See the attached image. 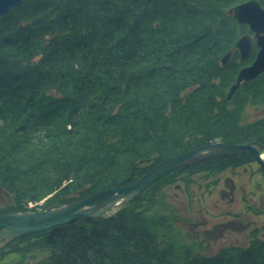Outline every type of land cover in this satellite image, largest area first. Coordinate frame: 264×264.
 <instances>
[{
  "label": "trees",
  "instance_id": "1",
  "mask_svg": "<svg viewBox=\"0 0 264 264\" xmlns=\"http://www.w3.org/2000/svg\"><path fill=\"white\" fill-rule=\"evenodd\" d=\"M227 1L23 0L0 19V187L12 196L0 211L43 197V207L83 198L133 167L137 176L216 137L250 140L251 128L230 121L250 97L264 96V83L242 82L240 104L224 97L234 72L218 60L237 35L225 8L238 0ZM193 166L169 171L142 195L158 200L161 187ZM139 197L108 217L13 237L0 256L35 252L32 264H264L255 233L246 245L208 255L181 247L170 260L168 233L157 227L163 220L135 204Z\"/></svg>",
  "mask_w": 264,
  "mask_h": 264
},
{
  "label": "flooded vegetation",
  "instance_id": "2",
  "mask_svg": "<svg viewBox=\"0 0 264 264\" xmlns=\"http://www.w3.org/2000/svg\"><path fill=\"white\" fill-rule=\"evenodd\" d=\"M256 1L264 7V0ZM235 21L237 35L233 42L239 36L247 34L251 37V46L242 60H239V50L233 51L226 64L232 72L236 69L238 72L241 67L249 65L260 49L255 31L251 30L247 23H239L236 19ZM240 62L242 65L237 64ZM255 77H259L261 84L264 83V70ZM259 135L261 136L253 134L251 136L254 139L235 143H255L256 149L262 151L264 136L260 133ZM220 140L228 142L222 138H219ZM193 163L190 175L178 179V182L173 184V187L181 191L187 207L190 208L191 214L189 209H185L181 215L184 223L200 231L217 249L241 246L240 243L245 239L250 240L253 233L257 236L264 234V192L261 189L264 187V166L255 156L250 152L241 151ZM174 197H177L176 193Z\"/></svg>",
  "mask_w": 264,
  "mask_h": 264
},
{
  "label": "water",
  "instance_id": "3",
  "mask_svg": "<svg viewBox=\"0 0 264 264\" xmlns=\"http://www.w3.org/2000/svg\"><path fill=\"white\" fill-rule=\"evenodd\" d=\"M22 1L0 0V19L11 8ZM227 12L239 23H247L250 29L255 31L256 42L260 45V49L253 61L239 70L235 82L229 88L227 94L229 98L239 86L241 80H250L264 70V7H261L256 0H246L230 7ZM250 46L251 37L249 35L243 34L239 36L233 46L220 57L221 64L226 65L233 51L236 49L240 52L239 60H242L250 50ZM240 151L252 153L258 162L264 166V159L261 157L262 153L252 143L234 144L218 141L198 145L161 160L137 177H133L134 170H132L130 175L119 181L116 186L97 191L82 199L54 204L45 210L35 212L18 210L2 212L0 213V240L49 229L79 217L99 218L109 216L146 188L151 182L168 171L199 159ZM106 195L109 196L97 203L91 204L95 199ZM119 199L121 200L118 202Z\"/></svg>",
  "mask_w": 264,
  "mask_h": 264
},
{
  "label": "rangeland",
  "instance_id": "4",
  "mask_svg": "<svg viewBox=\"0 0 264 264\" xmlns=\"http://www.w3.org/2000/svg\"><path fill=\"white\" fill-rule=\"evenodd\" d=\"M228 1H231V0H228ZM228 1L226 3H228ZM244 1H246V0H244ZM238 3H241V2H237V3L235 2L233 4L228 5L225 8L226 9V13L229 14L227 12V10L230 7H232V6H234V5L238 4ZM229 15H231V14H229ZM233 44H234V42H233ZM233 44H231L229 46V48L226 49V51H228L233 46ZM226 51H224L220 55V57ZM220 57H219L218 62L220 63L221 66H225V65H222L221 64ZM246 60L248 61L249 58L246 59ZM237 64H241V62L240 63H237ZM239 70H238V72H239ZM234 71H233L234 74L232 73V78H231L232 80L230 79V81L224 85V89H223V94H225L224 97H225L226 100H228V101L231 102V103L229 102L231 105L233 103L240 104V101L245 102V99H244L245 98V96H244L245 93L243 92V90H241V87H242L241 81H243V80L240 81L239 86L234 90V92L229 96V98L227 97L229 88H230L231 84H233L235 82L236 77L238 75L237 69L234 70ZM228 72H230V71L228 70ZM244 81H249V80H244ZM262 89H263V87H262ZM237 91H238V93H236ZM234 95H237V96H234ZM250 98L252 99V101L246 102L244 105H242V108H239V107L237 108L236 111H237L238 114H236L235 117L233 118V120L231 119L232 121H230V122L233 123V125H234L235 124L234 123L235 120H237L236 121V125L238 127H240V128L242 127V129H244V128L245 129L246 128L250 129L251 128L252 131L250 133L256 134V136L257 135L258 136H261V135H259V133L260 134H263L264 133V124H263V122H264V100H263L264 99V96L261 97V98H259V100L255 101V102L253 100V97H250ZM247 99H248V96H247L246 100ZM252 122H253V127H252ZM254 124H255V126H254ZM254 131H256L257 133L256 132L254 133ZM219 138H221V137L213 138L212 140H210L209 143H211L212 141L213 142H218L219 141ZM250 139H254V138L253 137H250ZM227 143H230V142H227ZM231 143H233V142H231ZM234 144H240V143H235L234 142ZM245 144H247V143H245ZM260 152L261 153H264V150H262V151L260 150ZM230 154H232V153H230ZM186 164H188V163H186ZM186 164H184V165H186ZM130 173L128 175H130ZM128 175H126L125 177L121 178L119 181H121L122 179L126 178ZM118 182H117V184H118ZM177 182H178V180H174V181L170 182V184L165 185V186H167L166 188H165V186H163L164 188L161 187L160 190L157 191L156 194L153 197L154 199L159 197L158 200L157 199L155 200L156 202L155 201H152V202L151 201H147L145 199L147 196H143L142 195V192L145 191V190H143L140 194L135 195V196H140L139 197L140 200H138L135 204H138V205L139 204L140 205L141 204H144L146 207L148 206V208H149V212L148 213L150 215H152V217L158 219V221H159V219H162L163 220V222L160 223L157 227L162 232H163V230H165L164 234L166 232L168 233V238H166V241L169 242L170 244H168L167 242H164V244L166 243L168 245V249L170 247L171 250L169 251L170 252V257L168 256L167 258H170V260L171 259H177L178 260L179 258L177 257V253L176 252L179 249H181V247L190 246L198 254H207V255L208 254L215 253V252H217V251H219L221 249L226 248L227 246L224 247V248H220V249H217L216 247H213L212 244L209 243L202 236V234L200 233V231H198L197 229H195L193 227L187 226L184 223L183 217L181 216L182 213H183V211L185 209L186 210L189 209V213L190 214H191V212H190V208L187 207L186 202L184 201V197H183L181 191L180 190H177L175 187H173V184H175ZM261 189L264 192V187L261 188ZM101 190H103V189H101ZM101 190H99V191H101ZM148 193H150V192H148ZM174 193H176V195H177L176 198L174 197ZM108 196L109 195H107V197ZM103 199H105V198H102L100 200H103ZM10 203H12V196L9 194L8 191H5L3 188L0 187V210L5 209L7 207V205H9ZM40 203H42V205H43V201L38 203L37 200H36V202L33 201V200H28L23 205L22 209L21 210H18V211H32V209H35L37 211H39V210L41 211L43 209H41L42 206L39 205ZM94 203H97V202H94V201L91 202V204H94ZM127 203H128V201L123 206H125ZM38 205L41 208H38ZM50 206H52V205H50ZM171 207L174 209V211H175L174 213L175 214L177 213L175 218L173 217L174 214H171ZM212 210L215 211V209H212ZM9 211H11V210H9ZM3 212H5V211L3 210ZM0 213H2V212L0 211ZM103 217H108V216H103ZM163 217H166L167 218V222L164 221V218ZM175 219H177V220H175ZM262 219H264V217H262ZM41 231H43V230H41ZM162 235H163V233H162ZM258 236L260 238H264V234H259ZM11 238H13V237H11ZM11 238H7V239L0 240V247H2L1 248V251H4V250H6L8 248V246L5 247L4 245H5L6 241H8ZM163 238L164 237H160V239H161L162 242L164 241ZM244 241H242L240 243L241 246L246 245V243L248 242V239H247V241H246V239ZM162 245H163V243H162ZM164 247H165V245L161 246V248H164ZM14 253L15 252L8 251L7 253L3 254V256H0V264H22V263L23 264H25V263L26 264H32L36 260V258H37V256H36L37 253H35V252H28L27 255H26V258L23 259V260H21L20 257L17 254H14ZM175 257H177V258H175Z\"/></svg>",
  "mask_w": 264,
  "mask_h": 264
},
{
  "label": "bare ground",
  "instance_id": "5",
  "mask_svg": "<svg viewBox=\"0 0 264 264\" xmlns=\"http://www.w3.org/2000/svg\"><path fill=\"white\" fill-rule=\"evenodd\" d=\"M13 8H14V7H13ZM11 9H12V8H11ZM11 9H10V10H11ZM10 10H9V11H10ZM3 18H4V17H3ZM175 155H176V154H175ZM173 156H174V155H173ZM170 157H171V156H170ZM218 157H219V156H218ZM261 157L264 159V153L261 154ZM208 158H210V157H208ZM203 159H206V158H203ZM199 160H202V159H199ZM196 161H198V160H196ZM192 162H195V161H192ZM183 165H184V164H183ZM181 166H182V165H181ZM179 167H180V166H179ZM150 168H151V167H150ZM150 168H148L146 171H148ZM132 170H134V172H135V167H133ZM146 171H145V172H146ZM145 172H143V173H145ZM168 172H169V171H168ZM168 172H166V173H168ZM143 173H141V174H143ZM166 173H165V174H166ZM141 174H139V175H141ZM165 174H163V175H165ZM163 175H162V176H163ZM137 176H138V175H137ZM137 176H135L134 173H133V177H137ZM162 176H161V177H162ZM161 177H159V178H161ZM159 178H158V179H159ZM156 180H157V179H156ZM156 180H154V181H156ZM177 180H178V179H177ZM154 181H153V182H154ZM151 183H152V182H151ZM151 183H150V184H151ZM150 184H149V185H150ZM149 185H148V186H149ZM115 186H116V185H115ZM111 187H112V186H111ZM166 187H167V186H165V188H166ZM163 188H164V187H163ZM143 190H144V189H143ZM143 190H141V191H140L139 193H137L136 195L140 194ZM93 193H95V192H93ZM93 193H90L89 195H91V194H93ZM89 195H87V196H89ZM48 196H49V195H48ZM87 196H85V197H87ZM106 197H107V195H106V196H103V197H100V198H97V199H102V198H106ZM135 197H136V196H135ZM135 197H133V198H135ZM45 198H46V197L41 198L40 200H37L38 203L43 201V204H44V200H45ZM83 198H84V197H83ZM79 199H82V198H78V199H75V200H72V201H76V200H79ZM97 199H95V200H97ZM95 200H94V202H95ZM120 200H121V199H119L118 202H119ZM99 201H101V200H99ZM99 201H97V202H99ZM129 201H130V200H129ZM35 202H36V201H35ZM68 202H69V201H68ZM39 205L42 206V208H41ZM39 205H38V208H41V209H43V210H45L46 208L49 207V206H47V207L44 206V207H43L42 203H40ZM121 208H122V207H120L119 209H117L116 211H114L111 215L115 214V213H116L117 211H119ZM8 211H9V210H8ZM35 211H37V210L32 209V212H35ZM39 211H40V210H39ZM111 212H112V208H111ZM174 212H175L174 209L171 207V214H174L173 217L175 218L177 213L175 214ZM111 215H109V216H111ZM79 218H80V217H79ZM88 218H90V217H88ZM99 218H100V217H99ZM76 219H78V218H76ZM74 220H75V219L70 220V221L65 222V223H62V224H66V223H69V222L74 221ZM175 220H177V219H175ZM62 224H59V225H62ZM59 225H56V226H59ZM53 227H55V226H53ZM53 227H51V228H53ZM36 232H39V231H36ZM30 233H32V232H30ZM25 234H28V233H25ZM21 235H24V234H21ZM19 236H20V235H19ZM15 237H17V236H15ZM262 239H264V238H262Z\"/></svg>",
  "mask_w": 264,
  "mask_h": 264
}]
</instances>
